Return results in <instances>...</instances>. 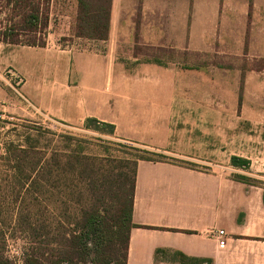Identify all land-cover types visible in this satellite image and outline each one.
I'll return each mask as SVG.
<instances>
[{
  "label": "crops",
  "instance_id": "0c3cea01",
  "mask_svg": "<svg viewBox=\"0 0 264 264\" xmlns=\"http://www.w3.org/2000/svg\"><path fill=\"white\" fill-rule=\"evenodd\" d=\"M68 2V23L44 47L0 41V69L29 78L23 88L46 116L96 118L166 156L138 162L128 264H181L170 259L178 252L212 264H264V187L246 183L251 174L232 156L222 159L228 106L212 98L223 97L228 72L196 67L198 52L223 49L230 6L243 15L244 0H112L103 40L73 35L78 3Z\"/></svg>",
  "mask_w": 264,
  "mask_h": 264
},
{
  "label": "rangeland",
  "instance_id": "374dc122",
  "mask_svg": "<svg viewBox=\"0 0 264 264\" xmlns=\"http://www.w3.org/2000/svg\"><path fill=\"white\" fill-rule=\"evenodd\" d=\"M231 6L229 32L227 38L223 34V49L220 50L218 46L216 52H198L196 67H209L213 70L218 67L227 70L228 88L223 91L222 98L215 95L212 98L214 106H228V111L222 114L223 118H227L229 125V141L228 145L224 146L227 153L222 159L235 156L234 154L248 158L251 161L250 166L243 169L251 175L244 176L245 182L264 187V0H244L243 15L240 9L236 15L235 2ZM70 9L68 0H52L48 33H53L56 27L64 22L68 23L69 19L64 18V14ZM6 18L4 13L0 16V41L1 32L7 24ZM65 40L67 39H62V42ZM149 56L153 57L152 54ZM164 57L173 59L171 53L165 54ZM11 68L16 70L24 81H28L29 78L24 77L16 68ZM4 69L6 67L0 71ZM24 84L19 86V89L29 103L15 95L8 86H0V228L2 226L8 232L5 250L13 264H25L23 252L28 239L27 236H21L22 233L17 229L13 230L11 225L15 220L17 224L32 225L34 220L57 224L59 221L74 220L77 217L82 204L80 197L77 194L73 199L68 196L66 189L70 182L64 179L65 175L72 174L75 170L72 168L75 164L72 157L75 151L82 150L85 154L96 157L98 161L95 171L104 173L110 180H113L114 174L121 172L131 176V160L138 153L132 148L138 147L136 144L110 134L106 127L94 129L84 124H68L46 116L43 109H39L27 96ZM1 94L6 95V99H10L9 95L13 98L5 102ZM213 115L217 117L220 114L214 112ZM259 137L261 139L256 140ZM16 145L38 148L42 154L36 156L47 160L54 152L63 155L62 165L52 169L54 176L44 192L45 198L40 206L32 197V152L21 154L25 158L28 157L20 169H10L2 161L8 150L12 155L20 154L15 150ZM147 149L154 152L146 154L149 158H166L156 150ZM15 172L20 177L30 176L26 185L18 184L14 187L6 183L5 175ZM19 180L23 182L22 179L18 178ZM83 197L85 199L86 196L83 194ZM38 207H41V212ZM3 250L0 236V251ZM170 259H175V256L171 255Z\"/></svg>",
  "mask_w": 264,
  "mask_h": 264
},
{
  "label": "trees",
  "instance_id": "16d2710c",
  "mask_svg": "<svg viewBox=\"0 0 264 264\" xmlns=\"http://www.w3.org/2000/svg\"><path fill=\"white\" fill-rule=\"evenodd\" d=\"M77 13L72 26L75 37L86 39H107L110 29L112 0H77ZM52 0H0V16L7 15L6 27L1 32V42L14 45L44 47L48 34ZM24 37V38H21ZM84 125L97 129L106 127L115 135L114 124L88 118ZM132 147L138 153L131 160L132 175L114 174L113 180L104 173L96 172V157L75 151L74 172L64 176L68 181L66 193L69 197H80V209L74 220H63L57 224L34 220L31 224L11 225L13 230L27 236V247L23 252L25 264H128V247L132 228L137 225L132 221L135 195V176L140 160H154L146 156L150 152L145 146L134 143ZM16 153L8 150L4 161L10 169H20L27 157L21 154L32 152V197L40 206L45 198V190L50 186L54 167L62 165L63 155L54 152L50 159L42 158L38 148L15 146ZM157 154V153H155ZM160 155V154H159ZM37 158H36V157ZM30 162V159H29ZM233 166L249 168L251 161L232 156ZM31 164V162L29 163ZM6 183L13 185L27 184L30 176L7 174ZM18 178L22 181H18ZM245 181V178L242 177ZM58 181L56 184H58ZM109 183V184H108ZM83 194L85 197H83ZM70 198V201H72ZM41 212V207H38ZM6 228H0L3 248L0 251V264H13L6 254ZM175 260L181 264H212L211 260L188 257L182 252L175 253Z\"/></svg>",
  "mask_w": 264,
  "mask_h": 264
},
{
  "label": "built area",
  "instance_id": "2783aa9c",
  "mask_svg": "<svg viewBox=\"0 0 264 264\" xmlns=\"http://www.w3.org/2000/svg\"><path fill=\"white\" fill-rule=\"evenodd\" d=\"M2 84L8 86L15 93V95L19 96L22 100H25L29 103L27 97L19 89V86H22L24 84V79L16 70L9 67L4 69L3 71H0V86ZM218 234L219 236H222L224 234V231L220 230ZM220 245L224 246V243L220 242Z\"/></svg>",
  "mask_w": 264,
  "mask_h": 264
}]
</instances>
